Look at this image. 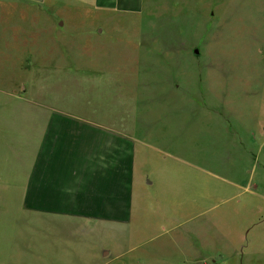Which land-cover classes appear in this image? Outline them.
Returning a JSON list of instances; mask_svg holds the SVG:
<instances>
[{"label": "rangeland", "instance_id": "rangeland-1", "mask_svg": "<svg viewBox=\"0 0 264 264\" xmlns=\"http://www.w3.org/2000/svg\"><path fill=\"white\" fill-rule=\"evenodd\" d=\"M16 13L1 22L0 110L145 113L143 122L133 112L130 120L145 122L155 146L146 169L158 196L147 198L153 209L139 227L141 244L123 258L79 261L63 246L51 248L26 224L17 195L21 155L0 117V264H239L211 258L249 252V231L264 219L257 212L264 211V0H179L171 35L140 54L116 19L113 33L94 42L69 31L101 17L69 14L75 18L61 35L48 16ZM138 60L145 70H136ZM80 62L96 72L76 69ZM126 67L131 79L146 73L154 82L120 83Z\"/></svg>", "mask_w": 264, "mask_h": 264}, {"label": "crops", "instance_id": "crops-1", "mask_svg": "<svg viewBox=\"0 0 264 264\" xmlns=\"http://www.w3.org/2000/svg\"><path fill=\"white\" fill-rule=\"evenodd\" d=\"M178 4L179 0H0V30L1 22L13 20L20 10L26 19L30 14L50 17L60 34L65 35L64 27L75 18L69 14L79 13L86 18L101 17V23L80 28L75 24L70 35L74 32L98 42L113 33L111 22L116 19L127 23L125 36L140 54L142 48L155 46L157 37L171 35L170 14ZM136 62V70L141 71L143 64ZM75 68L96 72L91 62L76 63ZM127 71L123 73L128 77L120 79L122 84L154 82L145 71L139 81H135L138 74L131 79L133 69ZM130 112L145 121V113L120 108L0 110V117H7L2 123L9 126L10 139L21 155L17 195L26 224L41 230L43 242L51 248L63 246L62 251L79 261L108 263L133 252L141 244L139 227L153 209L147 198L158 196L149 188L153 180L146 169L147 148L155 146L147 142L145 122L141 127L131 122ZM257 212L264 213L262 209ZM252 229L249 252L239 249L218 253L211 259L264 264V219ZM191 236L192 240L193 232Z\"/></svg>", "mask_w": 264, "mask_h": 264}, {"label": "water", "instance_id": "water-1", "mask_svg": "<svg viewBox=\"0 0 264 264\" xmlns=\"http://www.w3.org/2000/svg\"><path fill=\"white\" fill-rule=\"evenodd\" d=\"M196 52H198V50H196Z\"/></svg>", "mask_w": 264, "mask_h": 264}]
</instances>
